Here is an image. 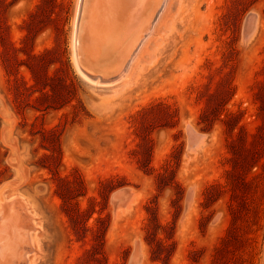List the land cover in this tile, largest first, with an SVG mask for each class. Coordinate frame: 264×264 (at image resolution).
Here are the masks:
<instances>
[{"label": "rangeland", "instance_id": "obj_1", "mask_svg": "<svg viewBox=\"0 0 264 264\" xmlns=\"http://www.w3.org/2000/svg\"><path fill=\"white\" fill-rule=\"evenodd\" d=\"M78 1L0 0V264H264V0H168L109 82L155 7Z\"/></svg>", "mask_w": 264, "mask_h": 264}, {"label": "bare ground", "instance_id": "obj_2", "mask_svg": "<svg viewBox=\"0 0 264 264\" xmlns=\"http://www.w3.org/2000/svg\"><path fill=\"white\" fill-rule=\"evenodd\" d=\"M80 1V0H79ZM78 1V2H79ZM97 1V0H96ZM96 1H94V2H96ZM115 1V0H114ZM86 2V1H85ZM92 3V4H95V3ZM101 2V1H100ZM103 2V1H102ZM106 2V1H105ZM105 2H103V3H105ZM110 2V1H109ZM108 2V3H109ZM119 2V1H118ZM167 2H168V0H144V8L146 7V5L147 4H151L152 5V7L154 6L155 8H154V10H153V12H152V14L151 15H147V17H146V21L145 22H143L142 23V21H141V25L139 26V28L137 29V31L136 32H138L139 31V33H137V34H135L134 35V37H138V38H136L137 40H136V42H132L133 43V45H132V49H131V51H128V53L127 52H125V53H123V52H121L120 54H119V56H121V58H119V61H117L118 63L114 66V67H112V63L110 64V61L109 62H107L108 64H109V66L108 67H110L109 69L111 70V71H109L110 73H112L113 74V77H110V76H108L107 74H105V72L103 71H99V74H100V78L98 77V80L97 81H99V82H109V81H112L113 79L115 80V79H117V78H119V77H121L124 73H125V71H126V69H127V67H128V65L130 64V62H131V60L134 58V55H135V53H136V51H137V49H138V47H139V45H140V43L142 42V40L148 35V33L151 31L150 29H151V27H152V25L154 24V22L156 21V19H157V17H158V15H159V13H160V11L161 10H163V8L166 6V4H167ZM83 3V2H82ZM90 3V2H89ZM121 3V2H120ZM126 3V2H125ZM87 4V3H86ZM91 4V3H90ZM97 4V3H96ZM95 4V5H96ZM111 4V3H110ZM133 4V3H132ZM89 5V4H88ZM94 5V6H95ZM99 6H101L100 4H98ZM114 5V4H113ZM87 6V5H86ZM102 6H104V5H102ZM111 6V5H110ZM77 7H79V5L77 6ZM112 7V6H111ZM118 7V6H117ZM84 8V7H83ZM86 8V7H85ZM98 8V7H97ZM114 8V7H113ZM115 8H116V6H115ZM114 8V9H115ZM79 9V8H78ZM88 9H90V8H88ZM98 9H100V8H98ZM98 9H97V11H98ZM105 9V8H104ZM111 9V8H110ZM150 9V8H149ZM152 9V8H151ZM91 10V9H90ZM94 10V9H93ZM107 10V9H106ZM105 10V11H106ZM85 11V10H84ZM88 11V10H87ZM104 11V10H103ZM108 11H109V9H108ZM112 11V10H111ZM101 12H102V8H101ZM110 12V11H109ZM115 12H116V10H115ZM118 12V11H117ZM150 12H151V10H150ZM79 13V12H78ZM91 13H93V12H91ZM94 13H96V11L94 12ZM99 13V12H98ZM102 13H104V12H102ZM77 14V13H76ZM97 14V13H96ZM105 14H107V13H105ZM104 14V15H105ZM112 14V13H111ZM115 14V13H114ZM128 15H129V13H127ZM88 15V14H87ZM92 15V14H91ZM90 15V16H91ZM102 15V14H101ZM109 15V14H108ZM121 15H123V14H121ZM77 16V15H76ZM90 16H88V19H89V17ZM113 16V15H112ZM124 16V15H123ZM122 16V17H123ZM85 17V16H84ZM83 17V18H84ZM95 17V16H94ZM99 17H101V16H99ZM115 17V16H114ZM113 17V18H114ZM116 17H119V15L118 16H116ZM115 17V18H116ZM131 17V16H130ZM130 17H129V19H130ZM91 18V17H90ZM97 18H98V16H97ZM105 18V17H104ZM108 18H109V16H108ZM107 18V19H108ZM112 17L110 18V19H112L113 20V22H114V19H113ZM128 18V17H127ZM126 18V19H127ZM85 19V18H84ZM93 19V18H92ZM99 19V18H98ZM110 19H108V21L110 20ZM121 19V18H120ZM129 19L127 20V21H129ZM89 20H91V19H89ZM94 20V19H93ZM104 20V19H103ZM117 20V19H116ZM115 20V21H116ZM85 21H87L86 19H85ZM96 21V20H95ZM98 21L99 20H97V23H98ZM105 21V20H104ZM118 21V20H117ZM122 21H123V19H122ZM82 22H84V21H82ZM91 22H92V20H91ZM90 22V23H91ZM100 22L102 23V20H100ZM95 23V22H94ZM96 23V24H97ZM127 24H129L128 22H126ZM124 24V23H123ZM134 24H137V23H134ZM133 24V25H134ZM86 25V24H85ZM89 25V24H88ZM90 25H92V24H90ZM98 25V24H97ZM96 25V26H97ZM99 25H101V24H99ZM111 25V24H110ZM113 25V24H112ZM132 25V26H133ZM102 26V25H101ZM109 26V25H108ZM123 27V26H125V25H120V27ZM127 26V25H126ZM131 26V27H132ZM89 27V26H88ZM93 27H95L94 25H93ZM92 26L90 27V28H93ZM105 27H107L106 25H105ZM114 27H116V26H114ZM119 27V28H120ZM98 28H100V26L98 27ZM110 28H113V26H111ZM106 29V28H105ZM121 29H123V28H121ZM76 30V29H75ZM92 30V29H91ZM95 30V28H93V31ZM113 30H114V28H113ZM119 30V29H118ZM87 31V30H86ZM97 31V30H96ZM99 31H102V29L101 30H99ZM88 32V31H87ZM115 32H117L116 30H115ZM95 33V32H94ZM112 33H113V31H112ZM101 34V33H100ZM139 34V35H138ZM91 35V34H90ZM115 35V34H114ZM137 35V36H136ZM86 36H87V34H86ZM86 36H85V38H86ZM98 36V35H97ZM104 36V35H103ZM111 37V36H110ZM102 38V37H101ZM115 38V37H114ZM120 38V37H119ZM82 39V38H81ZM90 39V38H89ZM97 39V38H96ZM100 38H98V41H100L99 40ZM107 40H109V39H107ZM114 40V39H113ZM118 40H120V39H118L117 38V41H116V43H117V45H119V41ZM84 42H86L85 40H83ZM97 41V40H96ZM110 41H112V40H110ZM121 41V40H120ZM100 42H102V41H100ZM105 42H107V41H105ZM75 43V42H74ZM131 43V42H130ZM123 44H125V43H123ZM128 44V43H127ZM102 45H104L103 43H102ZM101 45V46H102ZM109 45V44H108ZM89 46V45H88ZM96 46V45H95ZM94 47V46H93ZM92 47V49H93V51L95 52V53H98V52H103L104 51V49L102 50V51H100L99 50V47L98 46H96V47H94L93 48ZM131 47V46H130ZM110 48V47H109ZM117 48V47H116ZM116 48L113 50L112 48V50L113 51H115L116 50ZM122 48V47H121ZM126 48V47H125ZM81 49V48H80ZM91 49V50H92ZM127 49H129V48H127ZM123 50V49H122ZM83 51V50H82ZM81 51V52H82ZM86 51V50H85ZM85 51H83L84 53H86ZM118 51H119V49H118ZM112 52V51H111ZM110 51H108V55L111 53ZM88 53V52H87ZM107 53H105V55H106ZM113 55V54H112ZM99 56V55H98ZM110 56H111V54H110ZM83 57V56H82ZM106 57H107V55H106ZM99 58H101V57H99ZM108 58V57H107ZM114 58V57H113ZM83 60V59H82ZM108 60V59H107ZM90 61V60H89ZM100 62V61H99ZM77 63V62H76ZM113 63H115V62H113ZM80 64V63H79ZM83 64V63H82ZM81 64V65H82ZM92 64V63H91ZM95 64V63H94ZM103 64H105V61L103 62ZM90 65V64H89ZM99 65H101L102 66V64H99ZM84 66H86V65H84ZM107 66H105V69H107L108 68ZM86 68V67H85ZM84 70V69H83ZM82 71V70H81ZM107 73V72H106ZM86 78H88V80H92V77L88 74V72L87 73H82ZM91 74V73H90ZM105 74V75H104ZM113 80V81H114ZM0 187H2V186H0ZM1 206H0V233L1 234H4L5 232H11V231H13V229H20V230H22L19 226H17L18 225V223H17V218H16V215H13L12 213H11V211H10V209L6 212V213H4L3 214V219L1 220V216H2V213H3V209H4V206L2 205V204H0ZM5 236H7V235H5ZM2 237V238H0V241L2 242V243H5L6 241H7V239H8V237ZM21 238H25V234H24V231H23V234L21 235ZM27 244L24 242L23 243V245H21V247L18 249V251H19V261H18V264H21V262H22V259H23V257L24 256H26V254L30 251L29 250V248L26 246Z\"/></svg>", "mask_w": 264, "mask_h": 264}, {"label": "trees", "instance_id": "obj_3", "mask_svg": "<svg viewBox=\"0 0 264 264\" xmlns=\"http://www.w3.org/2000/svg\"><path fill=\"white\" fill-rule=\"evenodd\" d=\"M159 228V221H157L155 214L149 211L147 223L145 224L146 242L149 246L150 252L154 254V257L156 259L163 260V242L162 239L157 235Z\"/></svg>", "mask_w": 264, "mask_h": 264}, {"label": "water", "instance_id": "obj_4", "mask_svg": "<svg viewBox=\"0 0 264 264\" xmlns=\"http://www.w3.org/2000/svg\"><path fill=\"white\" fill-rule=\"evenodd\" d=\"M86 13L88 14V11H84V8H82L81 9V11H80V19H79V23H78V31H77V36H76V40H77V52H78V58H79V61L82 59V57H81V55H80V47H79V41L81 40V34L85 31L84 30V25H82L81 24V18H82V16H85L86 15ZM84 14V15H83ZM86 27V26H85ZM87 29V28H86ZM80 63H81V61H80ZM82 67H83V65H82ZM94 77H99L100 75L99 74H95V72L92 74ZM108 76H110V77H113V74L112 73H109V74H107ZM100 78V77H99Z\"/></svg>", "mask_w": 264, "mask_h": 264}]
</instances>
